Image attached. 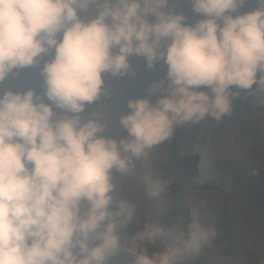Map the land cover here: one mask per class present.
Instances as JSON below:
<instances>
[{
  "label": "clouds",
  "instance_id": "1",
  "mask_svg": "<svg viewBox=\"0 0 264 264\" xmlns=\"http://www.w3.org/2000/svg\"><path fill=\"white\" fill-rule=\"evenodd\" d=\"M245 2L191 0L203 18L189 25L166 10L170 0H0V81L54 49L41 70L43 96L0 93V264H106L130 217L124 205L111 208V170L131 162L121 150L140 157L174 123L205 114L219 120L230 111L233 86L264 91V0L238 13ZM90 7L95 15L85 20L79 12ZM133 54L149 66L164 60L167 94L154 103L130 99L120 123L132 139L118 142L80 113L99 97L102 73L127 70ZM44 97L64 115L56 118ZM164 237L154 224L136 232L134 264H180L197 244L193 232L151 254L141 246Z\"/></svg>",
  "mask_w": 264,
  "mask_h": 264
},
{
  "label": "rangeland",
  "instance_id": "2",
  "mask_svg": "<svg viewBox=\"0 0 264 264\" xmlns=\"http://www.w3.org/2000/svg\"><path fill=\"white\" fill-rule=\"evenodd\" d=\"M256 7V0H246L237 12L242 14ZM166 10L182 13L184 22L189 25L203 18L193 10L191 0H170ZM79 15L85 20L90 19L95 15V9L90 7ZM53 58L54 49H48L32 66L13 69L0 81V93L6 90L24 92L34 90L36 86L45 88L41 70L45 62ZM127 59L129 68L122 73H102L99 97L86 104L80 113L104 125L102 135L118 142L132 139L120 123V117L130 111L127 106L130 99L148 98L154 103L167 94L163 91L167 86V64L163 59L153 62L152 66L144 56L133 54ZM158 81L163 82L162 88L151 92ZM200 90L208 91L204 86ZM229 100L230 111L219 120L205 114L198 120L174 123L170 133L179 139V153H197L199 156L195 174H179L186 186L190 206L188 237L193 232L197 234L196 246L180 264H264V91L256 84L249 90L233 86L229 90ZM44 101L53 107L54 114L58 113V108L46 97ZM121 155L131 162L126 171L111 170L114 185L111 208L115 212L124 205L130 217L118 228L120 248L108 256L106 264H134L136 254L129 250L132 237L147 224L160 226L161 218L172 205L176 188L173 168L166 163L167 150L161 141L146 148L140 157L122 150ZM236 165L244 167V178L239 183L233 182L232 177V168ZM218 175L225 178L221 189H202L207 179ZM223 198L227 200L229 221L235 233L233 255L220 254L218 244L208 233L207 219L218 212ZM122 219L117 217L118 221ZM161 228L165 233L163 239L154 244L145 241L141 245L149 254L163 250L171 243L173 235L180 233L175 223Z\"/></svg>",
  "mask_w": 264,
  "mask_h": 264
},
{
  "label": "trees",
  "instance_id": "3",
  "mask_svg": "<svg viewBox=\"0 0 264 264\" xmlns=\"http://www.w3.org/2000/svg\"><path fill=\"white\" fill-rule=\"evenodd\" d=\"M200 90V89H199ZM34 94L43 96L44 88L35 87ZM58 113L55 114L56 118L64 115V111L58 109ZM69 115H71L69 113ZM81 119H89L80 114ZM96 120V119H95ZM97 121V120H96ZM161 143L164 144L167 150L166 163L173 168L172 176L176 182V188L172 196V205L163 215L160 220V226L165 227L168 224L175 223L178 225L180 233H183L185 237H188V224L190 215V206L186 196V186L182 177L179 175L180 172H186L188 174H195L199 168V156L197 153H179V139L175 134H170L167 138L163 139ZM244 167L236 165L232 168L233 182L239 183L243 180ZM224 176L218 175L207 179L203 185L204 190H219L224 185ZM226 198L220 203L219 210L209 219V235L214 238L218 244V251L222 255H233L234 254V243L235 233L233 225L230 223L228 216V207L226 205ZM199 259V256L197 257Z\"/></svg>",
  "mask_w": 264,
  "mask_h": 264
}]
</instances>
